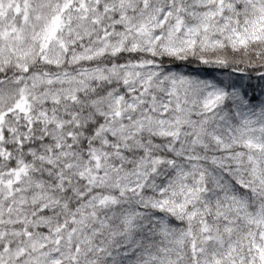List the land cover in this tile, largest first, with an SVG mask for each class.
Listing matches in <instances>:
<instances>
[{
    "label": "trees",
    "instance_id": "16d2710c",
    "mask_svg": "<svg viewBox=\"0 0 264 264\" xmlns=\"http://www.w3.org/2000/svg\"><path fill=\"white\" fill-rule=\"evenodd\" d=\"M215 17L217 29L205 33L201 29L197 34L187 35L181 38L179 43L168 46V50L164 53L159 52V47L155 43L151 47L137 45L135 48L124 44L117 52L102 53L92 63L150 61L163 68L182 69L184 72L201 76L218 72L234 74L241 72L250 76L257 84L264 86V0H259L253 6L242 5L234 0H223L222 8ZM115 27L123 28L119 24ZM158 39V35L154 34L152 41H158ZM8 51L0 47V106L8 95L6 87L11 84L10 80H14L23 72L43 69L47 66L34 51L28 59H19L10 49ZM23 68L26 69L21 72ZM116 88L118 87L114 84L103 83L94 90L86 89L78 92L77 100L67 102L65 110L57 108L59 118L67 117V112L75 113L77 118L75 122L71 121L64 126L58 136L51 135L46 124L42 127L39 120L32 119L29 125H27L28 122H24L25 124L21 121L16 122L15 129L27 130L25 139L20 136L23 143L18 145L19 147L16 146L17 140L8 139L6 142V148L11 153L6 161L13 164V159L19 157L22 161L32 163L34 178L41 184L42 189L55 199L54 208H43L38 212L51 219L50 225L70 227L69 213L84 206V202L91 196L106 197L108 203L102 206L110 211L112 207L118 212L126 207L133 213H137L134 210L135 200L132 195L123 196L114 187L97 183V178L94 179L96 182L93 181L90 179L91 175L88 176L84 172L79 175L78 170L68 173L63 181L51 187L48 181L52 180V177L48 169L55 167L48 160L58 161L53 155L63 150L66 145L73 148L72 154L77 159L91 161L94 156H106L111 164L119 168L142 172L144 182L137 186L139 189L137 193H140L137 196L142 202L138 204V207L143 210V213L137 216L141 223H145L142 228L144 230L149 227L153 219L152 214L159 218L163 212L172 217L171 214L174 211L165 204L163 195L168 191L171 193L169 190L171 181L177 177L176 166H184L190 171H202L213 162L233 181H240V186H243L250 178L245 150L251 142L238 127V124L241 125L240 120L230 110L238 100L227 97L219 105L209 108L204 98L186 91L187 97L184 98L186 101H181L183 107L180 111L170 106L163 108V113L181 128L191 130L188 134H182L180 131L159 134L148 127L125 133H113L112 130H103L102 121H105L102 120L100 113L104 108L107 109L106 102L112 96L105 101L96 102V100L101 97L107 98L110 91ZM119 94L120 92L115 95ZM192 95L194 97H190ZM187 102L192 103L191 109L186 108ZM226 127L231 129V134L227 133ZM16 135H19V132ZM199 190L203 192L205 204L208 202L211 206L216 205L213 197V194L216 195V187L206 177L203 178ZM145 195L149 199L158 198L161 205H149L147 208L143 205ZM207 211L209 214L205 213L203 220L200 218L191 226L197 238L196 243L203 252L211 245L217 249V237L222 242L230 237L237 238L232 220L224 221L225 227L215 225L211 217L216 218L217 213H213L211 207ZM171 222L172 220L169 221ZM152 223L157 222L152 221ZM14 226L22 229L24 233L34 235L49 230L45 226H34L28 222H19ZM133 237L134 235H126L123 238L124 245L120 241L110 242L112 246L118 243L119 247L115 248V250L118 249L115 257L121 259L123 263L136 264L140 258L137 256L140 254L137 250L144 242L134 240ZM122 249H125L124 253L120 251ZM94 255L97 257L95 264H100L102 258H108L104 250L100 257L97 254ZM241 262H235V264H246L247 260ZM179 264L202 263L199 259L184 257Z\"/></svg>",
    "mask_w": 264,
    "mask_h": 264
},
{
    "label": "rangeland",
    "instance_id": "374dc122",
    "mask_svg": "<svg viewBox=\"0 0 264 264\" xmlns=\"http://www.w3.org/2000/svg\"><path fill=\"white\" fill-rule=\"evenodd\" d=\"M3 1L4 0H0V2ZM9 1L13 5H16L14 0ZM167 1L168 7L170 8L171 0ZM237 1L252 2L253 0ZM207 11H209V8L194 13L192 16L194 22L191 20L180 21L176 19L177 17H174L175 10L170 8V10L167 11L164 20V30L168 29L169 32H171L170 30H172L173 27H181L183 30H187L189 26L194 29L195 22H197L199 18H201V15L205 14ZM24 17L25 15H22L20 24L31 25V21L28 22L27 18L23 20ZM148 17H150V15L146 14L144 8L137 6L136 0H79L77 4H73L69 6L67 10L60 12L58 19L60 25L56 21L57 28L51 31L53 27V23H51L47 29L48 32L45 35L47 42L51 47L60 51L61 46L66 45L70 39L78 37L81 33H92L94 31V21L96 19H103L106 23H109V25L121 23L126 27L125 30H128L135 28L137 25H143ZM8 18L9 17H3L2 20H7ZM134 30L138 33L144 32L142 35L143 39L145 41L149 40V34L144 31L145 29L136 28ZM137 37L140 39L138 35ZM127 38L128 35L123 31L117 33L111 28L109 36L95 40L90 46L77 54L76 58H86L99 53L106 48L113 50L119 47ZM169 39H171L169 35L165 40L162 39L164 47H166L168 43H171ZM131 44L135 46L137 41H132ZM110 77L125 80L127 86H134L136 84L138 87V93L144 95V100L148 102V105L159 101L164 94L170 96L172 92L176 95L181 91V88L188 85L203 89L205 95L211 101L217 102L220 101L226 93L238 96L243 90L244 83L247 81L246 77H233L230 75L200 79L193 76H187L180 71L157 70L147 64L139 63L121 67H87L75 71H60L57 74L40 72L30 74L22 79V85L28 80L31 82L25 83L23 87L22 85L20 86L21 89L18 96H16L10 106L0 114V154H5V151L3 150L4 129H7L9 124H12V118L17 117L19 112H22L25 117H29L32 115L36 104H41L46 100L49 102H57L62 97L72 96L76 90L86 86V79L93 78L96 79V81H99L102 79H109ZM258 97H262V95H258ZM124 99H126V97H124ZM248 106V104H245L244 107ZM153 108L155 111V107ZM236 110L239 112L240 108H237ZM241 112L244 113V109H241ZM5 113H8L9 116H6ZM37 116L42 120H51L53 133H57L60 127L64 124V122L59 121L54 117V112L48 113L47 111L38 109ZM134 118L136 119L132 120L133 128H137L144 122L156 123L161 128L168 127L167 122H163L161 126L162 121L159 116L157 114H152V112H147L139 117L134 116ZM8 128V132L11 133L12 127ZM120 128L123 132L126 130L123 125H121ZM116 130L119 129L116 128ZM68 156L69 155H66L65 159H67ZM93 159H95V162L92 161L90 167L96 168L98 166L106 176L105 178H109L114 185L122 190H131L134 188L135 182H142V180H140L141 174L137 171L119 170L110 167L101 161H97L96 157ZM17 162H19V160ZM50 162V164L54 163L53 160H50ZM60 162L62 163L61 160ZM79 162L80 161L77 159H74L71 166H78ZM63 164L66 165L67 162L63 161ZM54 165L57 168H61L60 166H62L58 163H54ZM86 166L89 167V164H85L84 167L87 168ZM0 169V241L3 239L6 240L8 237L11 238L12 236L20 235L19 231L9 227L13 222L26 220L34 226L48 225L51 219L37 216V208H34V205L36 204L38 208L47 207L51 209L55 207V199H51L45 195L43 191H41L40 185L31 178L28 173L29 164L23 165L17 163L15 167L0 165ZM178 172L179 174L182 172L183 179L179 181L178 178L174 179L170 188L171 190H175L177 199L175 200V197H169L168 194H165L164 198L171 201L173 199L176 207L180 209V214L186 217H191L193 213L200 210L198 201L199 193L192 188V184L196 182V177H189L188 171H182V169H179ZM209 172L213 179L218 183H225L218 174L216 175L214 173V171L210 170ZM220 194L224 205L229 207L233 213L239 212L244 214L247 220L260 225L261 230L258 242L259 256L260 264H264V208H258L255 209V211L250 210V208L247 207L245 200L233 191L231 184L229 183L227 184V189L220 192ZM150 203L156 205L158 204V201L153 200L150 201ZM26 206L30 207L25 209ZM136 209L140 210L138 207H136ZM93 212L94 211H90L89 216L94 214ZM129 212L125 211L121 214L122 222L124 223L122 230L129 231L131 229L134 230L135 228L139 230L140 225L136 214ZM95 218L97 219V225L94 226L89 224L85 220V217L80 218L79 225L72 233L65 232L64 234H58V232L52 230L51 233L45 232L44 235H28L10 248L6 246L7 242H5L3 243L4 246L2 250H0V264H58L68 256V243H70L72 239L77 241L75 244L77 259L80 260L81 264H91L93 259L89 256L87 248H92V252H99L105 236H109L107 231H104L105 226L103 224L107 223L104 214H101L99 218L98 216ZM118 225L119 223H114L111 226L112 230L115 231L118 228ZM160 227L163 240L167 244L169 243V246L172 248L180 247L185 231L181 230V228H168L164 223H162ZM122 232L123 231H119L118 233L123 235ZM136 235L140 236L141 231L139 230ZM151 235L152 234L149 233V236ZM145 238L146 236H144V239ZM223 258L229 260L228 253L224 252L222 256H217V261L213 258H210L209 260L211 264H215L216 262L217 264H222L221 259Z\"/></svg>",
    "mask_w": 264,
    "mask_h": 264
},
{
    "label": "bare ground",
    "instance_id": "6f19581e",
    "mask_svg": "<svg viewBox=\"0 0 264 264\" xmlns=\"http://www.w3.org/2000/svg\"><path fill=\"white\" fill-rule=\"evenodd\" d=\"M236 3H238L236 0H234ZM73 152V148L69 147V146H65L63 148V150L59 151V152H56L55 154L56 155H53L55 158H57L58 160H61L62 163L60 166L61 168H51V169H48L50 170L49 173H51V177H52V180H49L48 181V184L51 186V187H55L56 184H58L59 182L63 181L67 176V174L70 172H72L73 168H72V162L71 160H67L65 159V156L69 153H72ZM63 161L67 162L66 165L63 164ZM132 198L135 200V202H139L138 200V196H135V195H132ZM120 211V210H119ZM121 212V211H120ZM119 215V214H118ZM112 230V227L110 225L107 226V229H110ZM113 231V230H112Z\"/></svg>",
    "mask_w": 264,
    "mask_h": 264
}]
</instances>
